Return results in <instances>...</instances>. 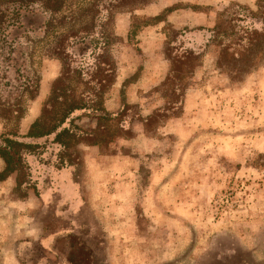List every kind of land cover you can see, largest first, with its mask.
<instances>
[{"label":"rangeland","instance_id":"obj_1","mask_svg":"<svg viewBox=\"0 0 264 264\" xmlns=\"http://www.w3.org/2000/svg\"><path fill=\"white\" fill-rule=\"evenodd\" d=\"M259 1L75 0L57 16L42 2L23 11L21 26L0 35V137L25 136L52 84L78 74L122 130L109 147L91 146L102 113L76 111L63 127L82 136L74 166L55 134L28 141L40 149L24 156L22 186L16 174L0 184V264H264ZM222 12L230 38L212 32ZM90 15L102 28L84 29ZM158 15L163 23L142 26Z\"/></svg>","mask_w":264,"mask_h":264},{"label":"trees","instance_id":"obj_2","mask_svg":"<svg viewBox=\"0 0 264 264\" xmlns=\"http://www.w3.org/2000/svg\"><path fill=\"white\" fill-rule=\"evenodd\" d=\"M74 1L75 0H0V35H3L4 32H9L11 28L20 27V21L24 17L23 11L31 9L37 2H42L41 4L44 8H49L48 10H50L54 16H57L63 11V8H66L71 13L73 11L72 5L69 4L67 7H64V5L68 4V2L74 3ZM262 1L264 0L259 1L258 10L253 13V15L261 16V14H263ZM91 6L92 5H88L85 8L90 14H92V10L89 8ZM172 11L173 8L167 9L165 15H169ZM163 16L158 15L153 17L149 22H147L148 20H143L142 26L153 27L163 23L165 21ZM224 16L225 12L218 14L212 32L220 34L223 38H230L234 33L235 27H230L229 25L233 21L231 20L230 22V20H226ZM98 19V17L90 15L88 21L84 23L86 27L84 29L87 31L89 28L88 30L94 32L97 28H102L103 25H98ZM54 20L55 19H53L50 26L53 25ZM133 24L135 23L133 22L131 25L132 29L130 34L135 35L136 32L140 30L141 26ZM193 30L202 31L203 28ZM47 31L57 35L58 27H53L50 31L47 30L46 27L45 33H47ZM91 32L81 37V39L84 40L91 36ZM77 36L78 35H74V37L71 36V38L74 39ZM192 55H194L192 52H188L187 56ZM80 75L81 74H78V76L76 75L68 82H55L52 84L49 96L41 110V114L31 124L25 136L20 137L16 132L10 131L0 137V159L4 163V168L0 171V184L8 181L16 174L18 186H22L23 182L19 181V177H24V156L35 155L37 150L40 149L39 145L30 143L28 142L29 140L43 139L55 134V143L63 149V155H61L62 162L68 159L70 161L68 165L74 166L72 151L81 143L82 136L72 129L63 127L71 115L76 111L92 109L96 113H102V115L97 117V127L93 136L94 142L91 146L109 147L116 137H121L119 133H121L122 127H120L118 116H111L106 112L104 95L90 88L87 83L83 82ZM29 83L27 85L28 89L31 88ZM36 86L38 87V85ZM80 88H84V90L81 91ZM89 91L93 93V96H84L86 94H91ZM95 98H98V101L95 102Z\"/></svg>","mask_w":264,"mask_h":264},{"label":"crops","instance_id":"obj_3","mask_svg":"<svg viewBox=\"0 0 264 264\" xmlns=\"http://www.w3.org/2000/svg\"><path fill=\"white\" fill-rule=\"evenodd\" d=\"M82 201V200H81Z\"/></svg>","mask_w":264,"mask_h":264}]
</instances>
